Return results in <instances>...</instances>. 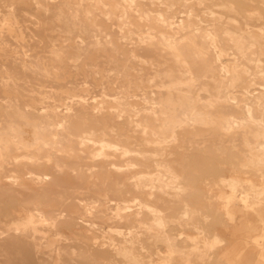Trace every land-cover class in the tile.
Segmentation results:
<instances>
[{
  "label": "bare ground",
  "instance_id": "obj_1",
  "mask_svg": "<svg viewBox=\"0 0 264 264\" xmlns=\"http://www.w3.org/2000/svg\"><path fill=\"white\" fill-rule=\"evenodd\" d=\"M238 221L264 264V0H0V264H240Z\"/></svg>",
  "mask_w": 264,
  "mask_h": 264
},
{
  "label": "rangeland",
  "instance_id": "obj_2",
  "mask_svg": "<svg viewBox=\"0 0 264 264\" xmlns=\"http://www.w3.org/2000/svg\"><path fill=\"white\" fill-rule=\"evenodd\" d=\"M28 19H30V17H28ZM107 31L110 32L112 35H118V29L114 26H112ZM76 83H77L76 81H72V82L70 81V83L65 82L62 84H57L56 86L60 87V88L64 87V86H71L73 84H74L73 86H75V85H77ZM35 95L38 96V94H35ZM108 119L109 118L107 115H101L100 117H98V121L97 122L95 121L96 122L95 126L100 127V125H102L104 123V121L108 120ZM122 138H123V140L126 139L125 136H123ZM133 156H135V154H133ZM208 161L212 162V160H208ZM214 163H215V160H214ZM225 166H223L224 172L231 175V171H232L231 167L229 165H225ZM210 173L211 172H209V169H208L207 176ZM209 176H210V179H212V178H216L218 175H213V176L209 175ZM256 178H258V177H256ZM250 218L254 222H258L257 218L254 217L253 215H251ZM228 227L232 228V229H229ZM240 227H241V221H238L236 224L228 222V223H226V225L221 226L220 229L224 235H226L227 237H229L233 241L238 242L239 249L243 250V258H242V261L240 264H255L256 261L258 260V249L254 245L247 246L245 244V238L247 237L248 232L245 228H240ZM228 229H229V231H228Z\"/></svg>",
  "mask_w": 264,
  "mask_h": 264
}]
</instances>
